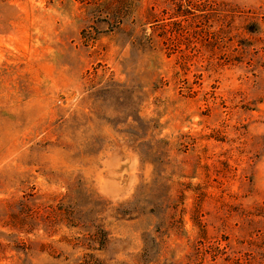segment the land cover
<instances>
[{
  "label": "rangeland",
  "instance_id": "rangeland-1",
  "mask_svg": "<svg viewBox=\"0 0 264 264\" xmlns=\"http://www.w3.org/2000/svg\"><path fill=\"white\" fill-rule=\"evenodd\" d=\"M221 1L0 0V264H264V0Z\"/></svg>",
  "mask_w": 264,
  "mask_h": 264
},
{
  "label": "trees",
  "instance_id": "trees-1",
  "mask_svg": "<svg viewBox=\"0 0 264 264\" xmlns=\"http://www.w3.org/2000/svg\"><path fill=\"white\" fill-rule=\"evenodd\" d=\"M228 13L229 10H225L224 1L221 0H177L174 8V15L180 22L188 19L201 21L215 14L228 17Z\"/></svg>",
  "mask_w": 264,
  "mask_h": 264
}]
</instances>
